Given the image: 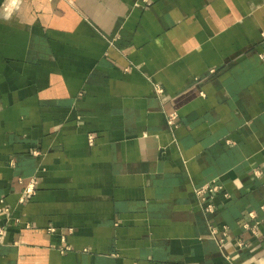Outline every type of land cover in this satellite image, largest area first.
<instances>
[{"label": "crops", "instance_id": "1", "mask_svg": "<svg viewBox=\"0 0 264 264\" xmlns=\"http://www.w3.org/2000/svg\"><path fill=\"white\" fill-rule=\"evenodd\" d=\"M0 228V264H264V0H0Z\"/></svg>", "mask_w": 264, "mask_h": 264}, {"label": "built area", "instance_id": "2", "mask_svg": "<svg viewBox=\"0 0 264 264\" xmlns=\"http://www.w3.org/2000/svg\"><path fill=\"white\" fill-rule=\"evenodd\" d=\"M140 1H142L143 3H147V2H148V0H140ZM156 90H157V91H160V88L157 87ZM174 117H175V116H171V117L169 118V121H168L169 124H171V125H174V124H175V122H174ZM221 189H222V187H221L218 183H216V182H212V183H208V184H205V185H203V186L197 188V189H196V194L199 195V196L201 197L202 200L207 201V197H208L209 195H213L214 193L220 191ZM207 211H213V206L210 205V204H208V205H207ZM246 226H247V225H246ZM214 231H215V229L212 228V232H214ZM1 233H2V229L0 228V234H1ZM223 241H224L223 238L219 239V242H223Z\"/></svg>", "mask_w": 264, "mask_h": 264}, {"label": "clouds", "instance_id": "3", "mask_svg": "<svg viewBox=\"0 0 264 264\" xmlns=\"http://www.w3.org/2000/svg\"><path fill=\"white\" fill-rule=\"evenodd\" d=\"M13 3H15V0H13Z\"/></svg>", "mask_w": 264, "mask_h": 264}]
</instances>
